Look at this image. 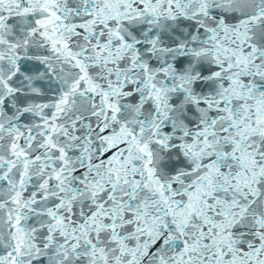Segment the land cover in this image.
Returning a JSON list of instances; mask_svg holds the SVG:
<instances>
[{"label": "snow or ice", "instance_id": "snow-or-ice-1", "mask_svg": "<svg viewBox=\"0 0 264 264\" xmlns=\"http://www.w3.org/2000/svg\"><path fill=\"white\" fill-rule=\"evenodd\" d=\"M0 264H264V0H0Z\"/></svg>", "mask_w": 264, "mask_h": 264}]
</instances>
